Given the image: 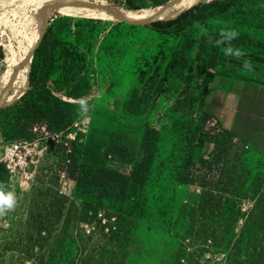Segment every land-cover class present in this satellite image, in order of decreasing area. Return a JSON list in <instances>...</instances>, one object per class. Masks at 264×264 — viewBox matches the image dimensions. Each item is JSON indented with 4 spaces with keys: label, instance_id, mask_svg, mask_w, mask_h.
Wrapping results in <instances>:
<instances>
[{
    "label": "rangeland",
    "instance_id": "rangeland-1",
    "mask_svg": "<svg viewBox=\"0 0 264 264\" xmlns=\"http://www.w3.org/2000/svg\"><path fill=\"white\" fill-rule=\"evenodd\" d=\"M10 1L0 0V98L8 92L0 159L29 133L17 105L33 90L34 74L68 103L61 115L77 134V170L129 173L144 154L145 123L158 134L147 181L125 194L80 188L69 168L68 190L53 174L30 185L8 178L17 205L0 216V264H264V156L232 135L225 158L201 172L186 158L191 152L198 162L214 148L205 135L190 146L187 126L204 109L203 81L223 72L227 50L211 69L201 31L150 27L205 0L182 10L170 9L180 0H19L5 10ZM258 32L264 39V22ZM235 56L264 77V54ZM46 164L49 172L56 165ZM190 168L203 187L182 182ZM241 238L249 247L244 261Z\"/></svg>",
    "mask_w": 264,
    "mask_h": 264
},
{
    "label": "trees",
    "instance_id": "trees-1",
    "mask_svg": "<svg viewBox=\"0 0 264 264\" xmlns=\"http://www.w3.org/2000/svg\"><path fill=\"white\" fill-rule=\"evenodd\" d=\"M216 17H221L226 25L212 20ZM230 17L232 19L230 20ZM264 22V0H205L192 7L185 9L176 19L168 21H158L150 25L153 31L162 34H175L179 35L186 30H199L200 38H202L199 47L204 46L203 53L209 56V68L216 69L219 64L217 60L222 49H226L228 55L224 63L223 72L231 74H240L248 69H251L245 63L240 62L236 53H253L264 54V39L263 35L259 36L258 29ZM203 31V32H202ZM206 31V32H204ZM235 33V36L230 37V33ZM210 36H213L210 38ZM189 44L188 47L191 46ZM209 46L207 49L205 46ZM207 49V50H206ZM256 49V51H255ZM230 50V51H229ZM232 57V58H231ZM207 61V60H205ZM35 83L33 90L18 103L17 109L27 119L24 123L30 128L39 118H44L48 127L52 130H62L66 126V120L62 118L61 112L67 111L68 103L57 99V87L50 86L46 79L38 80L37 76L33 75ZM214 77V76H213ZM213 80L212 76L203 81L204 88L208 90L209 83ZM207 94V93H206ZM11 109V108H10ZM4 110L0 111L3 113ZM210 117L209 113L202 109L199 118L193 124L187 126V134L192 136L189 140L190 146L193 139L200 136L201 145L206 138H210L214 142V148L210 152L209 158L204 155L200 157L198 162H195L193 156L187 153L186 158L193 164L202 166L199 172L212 161H222L229 149V141L232 137V132L223 129L220 126L216 129L215 133L211 135L207 130L206 122ZM142 122V120H140ZM20 134L18 139L27 138L30 134ZM158 134V130L150 127L145 123L143 149L144 154L141 159L134 163L132 170L127 173L121 169L106 168V166L98 169L97 171L76 169L77 155L72 157V163L69 166V171L74 175L77 185L80 188L88 187L91 191L95 190L100 193L110 192L111 189L118 190L122 194L127 193L128 188H135L137 185H143L149 174V166L153 162L155 156L152 152L153 141ZM205 135V137H204ZM191 150V148H189ZM80 165V164H79ZM76 169V170H75ZM8 173L0 163V184L5 186L8 181ZM197 170L190 168L188 172L182 176V182L186 184L199 183L203 187V182H198ZM239 251L241 258L244 261L249 253L248 245H244L246 240L241 238L239 240Z\"/></svg>",
    "mask_w": 264,
    "mask_h": 264
},
{
    "label": "built area",
    "instance_id": "built-area-1",
    "mask_svg": "<svg viewBox=\"0 0 264 264\" xmlns=\"http://www.w3.org/2000/svg\"><path fill=\"white\" fill-rule=\"evenodd\" d=\"M207 130L214 134L219 127L218 120L210 116L206 122ZM77 134L68 128L52 130L45 122H38L31 126L30 135L7 144L3 149L0 163L7 171L11 182L30 185L42 174H53L63 188L68 190V168L72 157L76 155ZM234 138L240 139L233 135ZM52 158L55 166L49 172L46 162ZM244 212L252 208V204L244 205ZM243 224L244 221L242 220Z\"/></svg>",
    "mask_w": 264,
    "mask_h": 264
},
{
    "label": "crops",
    "instance_id": "crops-1",
    "mask_svg": "<svg viewBox=\"0 0 264 264\" xmlns=\"http://www.w3.org/2000/svg\"><path fill=\"white\" fill-rule=\"evenodd\" d=\"M204 111L264 156V77L220 72L208 85Z\"/></svg>",
    "mask_w": 264,
    "mask_h": 264
},
{
    "label": "clouds",
    "instance_id": "clouds-1",
    "mask_svg": "<svg viewBox=\"0 0 264 264\" xmlns=\"http://www.w3.org/2000/svg\"><path fill=\"white\" fill-rule=\"evenodd\" d=\"M236 34L230 33L229 36H235ZM230 51V50H229ZM83 104V101L81 102ZM87 109L85 108V111ZM17 205L16 195L11 191H6L5 186L0 184V216L5 215L8 211L13 210Z\"/></svg>",
    "mask_w": 264,
    "mask_h": 264
},
{
    "label": "bare ground",
    "instance_id": "bare-ground-1",
    "mask_svg": "<svg viewBox=\"0 0 264 264\" xmlns=\"http://www.w3.org/2000/svg\"><path fill=\"white\" fill-rule=\"evenodd\" d=\"M18 1L19 0H11L9 4L6 3L7 5L4 7V9L6 10L7 8H10L13 4L15 5V7H17L19 5ZM188 2H190V0H180L174 6H171L170 9L182 10L187 5ZM9 62H11V59H9ZM7 94L8 92H6L3 96H1L0 105L3 103L5 99H7L6 98Z\"/></svg>",
    "mask_w": 264,
    "mask_h": 264
},
{
    "label": "water",
    "instance_id": "water-1",
    "mask_svg": "<svg viewBox=\"0 0 264 264\" xmlns=\"http://www.w3.org/2000/svg\"><path fill=\"white\" fill-rule=\"evenodd\" d=\"M184 12V11H183ZM159 21H161V20H159ZM154 22H158V21H154ZM154 22H152V23H154ZM44 36V35H43Z\"/></svg>",
    "mask_w": 264,
    "mask_h": 264
}]
</instances>
